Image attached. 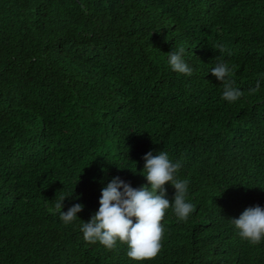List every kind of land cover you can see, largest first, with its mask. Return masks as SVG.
<instances>
[{
	"label": "trees",
	"instance_id": "16d2710c",
	"mask_svg": "<svg viewBox=\"0 0 264 264\" xmlns=\"http://www.w3.org/2000/svg\"><path fill=\"white\" fill-rule=\"evenodd\" d=\"M179 46L190 77L168 65ZM221 56L233 103L210 72ZM262 74L264 0H0V264H264V237L231 224L264 208V80L249 95ZM162 150L195 210H165L159 254L86 242L101 189L147 185L143 157ZM60 196L64 212L84 205L71 224L49 211Z\"/></svg>",
	"mask_w": 264,
	"mask_h": 264
},
{
	"label": "clouds",
	"instance_id": "9594fccd",
	"mask_svg": "<svg viewBox=\"0 0 264 264\" xmlns=\"http://www.w3.org/2000/svg\"><path fill=\"white\" fill-rule=\"evenodd\" d=\"M216 48L220 53L227 52L229 56L232 55L231 50L222 44H217ZM185 54L186 49L183 46L174 49L168 53V65L178 74L190 77L194 69L184 59ZM234 69L235 65L230 67L221 56L216 58V64L210 70L223 86L222 99L229 103L236 102L244 95L234 86ZM262 80L264 74L257 78L255 87L249 89V95H254L260 90ZM143 160L145 163L141 174L146 177L148 184L134 188L130 182L119 176L114 177L101 189L99 209L90 221L80 226L84 240L91 244L99 242L112 251L117 248L118 241L126 243L127 256L133 261L151 260L159 254L165 233L161 221L166 209L171 206L181 221H186L189 214L195 210V205L186 202L190 179L179 177L182 160L173 162L164 150L157 155L149 151ZM169 182L176 190L173 203L165 198V185ZM66 197L68 196H60L54 209L50 208L49 211L54 215L58 213L60 220L68 225L78 218L77 214L84 210V205L73 204L64 212ZM231 224L240 238L256 245L264 237V208L258 204L249 206L239 218H232Z\"/></svg>",
	"mask_w": 264,
	"mask_h": 264
}]
</instances>
